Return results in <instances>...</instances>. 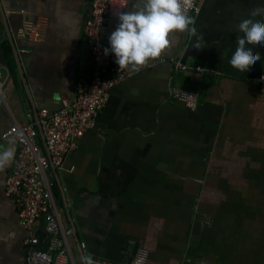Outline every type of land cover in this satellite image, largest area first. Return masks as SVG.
<instances>
[{"label": "crops", "instance_id": "1", "mask_svg": "<svg viewBox=\"0 0 264 264\" xmlns=\"http://www.w3.org/2000/svg\"><path fill=\"white\" fill-rule=\"evenodd\" d=\"M197 2L200 13L190 15L197 36L170 33L162 56L222 76L153 65L112 90L63 169L47 172L64 229L72 231L71 264L88 254L133 264L141 248L148 264H264V95L258 86L264 46L252 48L261 59L248 72L229 63L243 35L239 23L264 9V0ZM91 4L0 0V149L14 151L0 171V264H24L27 237L6 195L18 145L3 136L34 120L47 152L40 112L60 111L63 98H76L79 85L93 78L84 34ZM127 4L133 11L142 0ZM253 19L264 21V12ZM25 23L40 29L39 42L19 36ZM118 23L111 19L103 29L107 49ZM199 36L202 47L195 49ZM173 88L197 92V111L174 101Z\"/></svg>", "mask_w": 264, "mask_h": 264}, {"label": "built area", "instance_id": "2", "mask_svg": "<svg viewBox=\"0 0 264 264\" xmlns=\"http://www.w3.org/2000/svg\"><path fill=\"white\" fill-rule=\"evenodd\" d=\"M92 12L84 34L91 51L94 74L90 82L78 87L76 98L64 97L58 112L43 110L39 114L38 125L44 132L47 152L41 145L40 130L34 120L28 124L16 123L3 136L18 145V154L6 184V195L12 198L27 237L24 241V264H71L69 235L65 230L57 202L54 199L47 172L63 169L69 154L78 147V142L87 131L94 128L101 112L110 102L112 90L119 84L141 75L157 63L169 62L180 72L194 71L222 76L218 70L199 63L188 65L179 59L161 56L142 67L138 72L122 70L115 63L111 52L105 55L103 29L111 19H118L117 13L126 11L127 0H92ZM201 7L197 0L187 9V14H199ZM19 36L33 43L41 38L40 29L25 23ZM25 52V51H23ZM111 74L112 77H108ZM260 92L264 95V75L258 80ZM171 97L195 112L199 108L197 92L173 88ZM29 117L33 119V115ZM87 245L83 244V248ZM98 264H113L95 260ZM133 264H148V254L141 248Z\"/></svg>", "mask_w": 264, "mask_h": 264}, {"label": "clouds", "instance_id": "3", "mask_svg": "<svg viewBox=\"0 0 264 264\" xmlns=\"http://www.w3.org/2000/svg\"><path fill=\"white\" fill-rule=\"evenodd\" d=\"M192 0H142V5L133 11L117 13L118 25L109 37L110 49L105 55L114 54L115 63L122 70L138 72L162 56L169 48L170 33H188L197 36L194 20L187 14ZM264 9H253L249 16L256 17ZM253 18L243 19L238 25L242 36L236 38L237 47L229 63L233 69L248 72L250 67L260 61V54H254L252 48L264 46V21ZM195 49H201L197 37ZM251 46V47H248ZM14 159L11 148L0 149V171L10 166ZM82 264H98L91 254L82 257Z\"/></svg>", "mask_w": 264, "mask_h": 264}, {"label": "water", "instance_id": "4", "mask_svg": "<svg viewBox=\"0 0 264 264\" xmlns=\"http://www.w3.org/2000/svg\"><path fill=\"white\" fill-rule=\"evenodd\" d=\"M5 24V26H6V23H4ZM7 27V26H6ZM15 57H16V60H17V64H18V66H19V70H20V74L22 73V70H21V67H20V60H19V54H18V52H16L15 51ZM39 118V117H38ZM41 133H42V136L44 137V139H45V136H44V132L42 131V129H41ZM57 205H58V203H57Z\"/></svg>", "mask_w": 264, "mask_h": 264}]
</instances>
